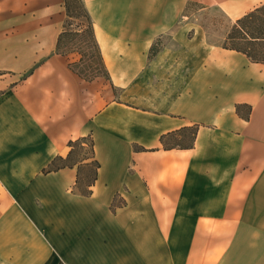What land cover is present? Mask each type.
<instances>
[{
    "label": "crops",
    "instance_id": "0c3cea01",
    "mask_svg": "<svg viewBox=\"0 0 264 264\" xmlns=\"http://www.w3.org/2000/svg\"><path fill=\"white\" fill-rule=\"evenodd\" d=\"M81 2L106 76L56 52L64 0H35L34 56L0 72V264H264V61L185 16L264 0Z\"/></svg>",
    "mask_w": 264,
    "mask_h": 264
},
{
    "label": "rangeland",
    "instance_id": "374dc122",
    "mask_svg": "<svg viewBox=\"0 0 264 264\" xmlns=\"http://www.w3.org/2000/svg\"><path fill=\"white\" fill-rule=\"evenodd\" d=\"M35 0H0V68L9 67L10 64L18 63L11 67L15 70H0L2 74L14 73L16 79L24 75L25 64L31 61L36 47L34 46L33 34L25 32V25L32 24V18H26L36 10ZM187 20L199 24L204 28L209 41L222 45H233L232 40L227 37L231 34L235 23L228 18L216 6H202L196 3L188 5L186 10ZM252 23V29H258L260 36H264V11ZM66 35L64 37L65 47H70L81 52L82 62L78 66L84 74L90 75L88 66L97 60L96 51L92 41V34L89 31L92 23L86 14L81 0H70V17H66ZM256 27V28H255ZM93 29V28H92ZM257 33V32H256ZM257 57L264 59V42H258L254 47ZM22 64V65H21ZM20 68V70H19ZM7 75L1 77L7 79ZM8 86V85H6ZM90 144L76 148L75 158L89 157Z\"/></svg>",
    "mask_w": 264,
    "mask_h": 264
},
{
    "label": "trees",
    "instance_id": "16d2710c",
    "mask_svg": "<svg viewBox=\"0 0 264 264\" xmlns=\"http://www.w3.org/2000/svg\"><path fill=\"white\" fill-rule=\"evenodd\" d=\"M64 2H65L66 17H70V0H64ZM262 11H264V6L257 8L252 13L239 19L234 25L231 34H229L228 36V38L233 41V46L245 52L252 60H256V61H264V59L257 57V55L254 53V47L257 46L258 42H264V41H258V40L264 39V36L259 35L258 29H252V23H255L256 19H260L259 15L262 14ZM66 25H67V20L64 23V29H63V32L59 36L57 48H56V52L62 55H65L66 53L71 52V51H77L73 48H70L67 46L65 47L64 45L63 40L67 32ZM89 31L92 34V41L94 44V48L96 51V57H97V60L88 66L90 75L84 74V72L78 68V66L82 62V57L79 62L69 64V68L74 73H76L78 76H80L81 78L85 80H91L97 76L107 75L102 57L100 55L98 45L94 39L92 26H90ZM79 53L81 54V52Z\"/></svg>",
    "mask_w": 264,
    "mask_h": 264
}]
</instances>
